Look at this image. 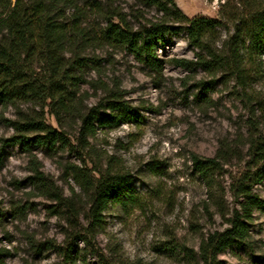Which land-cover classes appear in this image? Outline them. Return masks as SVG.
I'll list each match as a JSON object with an SVG mask.
<instances>
[{
	"label": "rangeland",
	"instance_id": "obj_1",
	"mask_svg": "<svg viewBox=\"0 0 264 264\" xmlns=\"http://www.w3.org/2000/svg\"><path fill=\"white\" fill-rule=\"evenodd\" d=\"M172 1L188 18L216 22L206 38L215 58L189 42L185 25L174 24L166 45L156 43L157 72L125 46L99 39L79 45L85 66L74 70L82 79L69 112L58 110L56 117V110L32 101L0 105L4 264H202L201 246L236 220L246 225L247 237L216 252L211 263L264 264V179L257 176L264 152V56L260 73L240 81L234 19L244 10L242 0ZM97 2L100 12L84 25L90 33L104 28V17L116 22L115 14L135 28L160 16L138 0ZM73 12L60 11L62 21ZM71 49L64 47L66 57ZM39 55L29 58L27 72L35 77L44 74ZM198 55L209 69L194 64ZM183 60L189 68L177 64ZM113 94L134 119L106 124ZM90 109L97 114L95 135L84 136L80 117ZM23 118L56 130L64 142L50 151L11 145L12 123ZM194 156L214 162L199 170ZM107 174H128L131 184L93 217V189ZM244 193L262 202L249 220Z\"/></svg>",
	"mask_w": 264,
	"mask_h": 264
},
{
	"label": "trees",
	"instance_id": "obj_2",
	"mask_svg": "<svg viewBox=\"0 0 264 264\" xmlns=\"http://www.w3.org/2000/svg\"><path fill=\"white\" fill-rule=\"evenodd\" d=\"M97 1L0 0V105L15 106L17 103L32 101L45 104L52 111L56 110V117L58 110L69 112L76 97L74 87L82 79L74 70L85 66V60L78 52L79 45L86 46L99 39L125 46L139 63L157 72L162 66L155 56L156 43L166 45L167 36L176 33L174 24L185 25L189 42L215 58L206 41L216 27L213 19L188 18L172 0H138L144 8L154 7L160 16L155 20L145 19L144 24L135 28L119 14H115L116 22L112 16L104 17V28L98 34L90 33L91 29L84 25H87L90 14L100 12V3ZM242 1L245 2L244 10L234 19V37L242 52L237 72L240 81H246L261 71L258 61L264 56V6L260 0ZM61 8L74 11L68 23L61 19ZM64 47L75 49H71L70 56L66 57ZM35 55H39L43 63L44 74L41 77L27 72L31 64L29 58ZM177 64L187 69L191 62L183 60ZM194 64L209 69L208 62L200 55ZM107 105L112 112L106 117L107 125L116 126L134 119L132 112L117 95L113 94ZM80 118L81 134L94 136L93 122L97 119L95 109H90ZM12 126L17 134L10 139V143L18 145L25 152H30L32 145L50 151L57 143L64 142L61 133L34 119L23 118L20 122H13ZM28 133L33 135L30 137ZM259 161L261 164L257 176L264 179V152L260 153ZM212 162L211 159L193 157V164L199 170H206ZM130 184L128 174L102 175L93 189V217H98L99 211L110 201L126 193ZM244 196L246 202L243 205V217L249 220L252 210L261 207L262 202L250 193H244ZM246 237V225L239 220L234 222L231 229L209 236L201 246L202 264H212L216 252L231 243H241ZM183 258L190 259L187 254ZM0 264H4L2 260Z\"/></svg>",
	"mask_w": 264,
	"mask_h": 264
}]
</instances>
